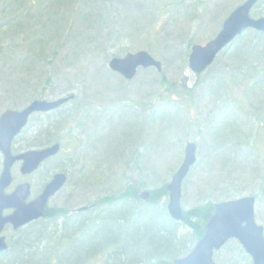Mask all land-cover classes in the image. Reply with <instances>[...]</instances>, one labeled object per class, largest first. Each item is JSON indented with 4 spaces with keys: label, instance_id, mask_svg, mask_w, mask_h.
Here are the masks:
<instances>
[{
    "label": "rangeland",
    "instance_id": "374dc122",
    "mask_svg": "<svg viewBox=\"0 0 264 264\" xmlns=\"http://www.w3.org/2000/svg\"><path fill=\"white\" fill-rule=\"evenodd\" d=\"M244 1L68 0L48 19L37 5L22 13L26 3L14 26L0 16V115L74 96L63 111L75 112L72 122L58 128V157L17 178L30 185L29 198L58 170L67 182L50 199L55 210L89 205L128 186L159 191L191 142L196 161L181 185L183 212L253 197L254 220L264 232V34L244 32L199 76L187 67L190 46L211 39ZM139 51L160 61L162 73L139 71L124 82L108 69L112 57ZM39 119L45 117L31 118L28 133L14 141L13 155L33 149L30 130ZM167 203L168 194L157 206L166 210ZM232 256L219 254L216 263Z\"/></svg>",
    "mask_w": 264,
    "mask_h": 264
},
{
    "label": "trees",
    "instance_id": "16d2710c",
    "mask_svg": "<svg viewBox=\"0 0 264 264\" xmlns=\"http://www.w3.org/2000/svg\"><path fill=\"white\" fill-rule=\"evenodd\" d=\"M25 3L22 13L28 14L29 6L37 5L47 19L50 11H57L65 3L69 5L68 0H51L47 8H44V0H0V16L5 18L6 26H14L13 19L18 17L16 14ZM252 15L264 16V0L258 1ZM252 32L257 36L264 34ZM241 38L242 35L232 44ZM237 55L242 57L240 53ZM71 114L75 112L65 113L63 120L60 114L37 120L39 124L30 130L36 132L35 140L29 146L40 148L57 140L58 128L61 124L66 128L71 124L72 119H68ZM26 133L24 130L19 137ZM138 188H121L92 203L94 208L87 212L46 209L43 219L18 232L8 251L0 255V264H172L185 256L203 236L214 204L185 211L184 220L177 222L168 216L164 207L157 206L159 198L167 194L165 187L151 191L146 201L139 199ZM224 252L233 254L228 264H251L234 240L214 256L217 258Z\"/></svg>",
    "mask_w": 264,
    "mask_h": 264
},
{
    "label": "water",
    "instance_id": "95a60500",
    "mask_svg": "<svg viewBox=\"0 0 264 264\" xmlns=\"http://www.w3.org/2000/svg\"><path fill=\"white\" fill-rule=\"evenodd\" d=\"M258 0H245L235 8L223 21L217 35L205 45H193L188 55V68L194 74H200L211 65L217 54L245 30L253 29L264 32V17L252 18L250 12ZM154 68L161 72V63L153 59L147 52L139 51L126 54L123 58H112L108 68L124 79L131 80L137 68ZM68 98L52 102L33 101L21 111L7 110L0 116V153L3 157L0 173V233L6 224L17 229L42 217L49 199L65 184L63 173L55 174L46 184L42 192L32 201L26 203L30 194L28 184L18 185L10 194H5L12 181L11 167L21 161L20 173L29 175L34 172L41 162L54 156L58 145L28 151L18 156H12L10 147L12 140L20 133L27 123L29 116L36 112H47L65 103ZM196 160V145L188 142L184 146L183 160L166 186L168 193L167 213L174 221H183L184 216L180 205L181 185L190 168ZM141 200L149 199V193L139 194ZM254 198L243 197L236 200L220 202L214 205L213 214L208 220L205 232L191 251L172 264H215L213 253L218 251L227 241L236 240L251 259L252 264H264V235L263 228L254 220ZM14 209L13 214L3 217L4 210ZM79 208L77 212L86 210ZM6 249L3 237H0V253Z\"/></svg>",
    "mask_w": 264,
    "mask_h": 264
},
{
    "label": "flooded vegetation",
    "instance_id": "af4514ba",
    "mask_svg": "<svg viewBox=\"0 0 264 264\" xmlns=\"http://www.w3.org/2000/svg\"><path fill=\"white\" fill-rule=\"evenodd\" d=\"M72 98H73V99H72V101H73V100H74V96H72ZM72 101H71V102H72ZM60 109L63 110V107H61ZM61 110H60V113H62ZM53 144H58L59 147H60V145H61V144L59 143V141L56 142V143H53ZM53 144H51V145H53ZM51 145H49V147H50ZM43 148H45V147H43ZM60 148H61V147H60ZM59 154H60V150H59V152L56 153L54 156H52V157L46 159V160L40 165V167H41L44 163H46V162H48V161H52V160H54L55 158H57ZM15 164H16V163H15ZM15 164H14V165H15ZM17 164L19 165V166H18V173H19V168H20V165H21V164H20V162H17ZM61 172H63V171L58 170V171H56L54 174H52L49 178H47V180H45V181L43 182V184H42V186H41V188H40V191L37 193V195L41 193L42 189L46 186L47 183H49V182L51 181L52 177H53L55 174H60ZM63 173H65V172H63ZM18 175H19V177H18V176H17V177H14V176L12 175V176H13L12 183H11L10 187L6 190V193H9V192L11 193V192H12V191H13L18 185L23 184V182H22L21 180H20V181H17V178L24 177V176H22V175H20V174H18ZM25 177H26V176H25ZM21 182H22V183H21ZM37 195H35V197H36ZM31 200H33V198H32V199H30V198L28 199V201H31ZM26 202H27V201H26ZM47 205H48V204H47ZM87 206H88V209L85 210V211H82V212H87V211H90L91 209L94 208V206H93L92 204H89V205H87ZM48 208H50V207H49V206H46V207H45L41 219L44 218L45 211H46V209H48ZM13 212H14L13 209L4 210V211H3V216H4V217H7V216L13 214ZM79 213H80V212H79ZM35 222H37V221H35ZM35 222H30V223H28V224H26V225H23V226H21V227H18L17 229H13L12 225H10V224H6V225L4 226V228H3V230H2V233L0 234V237L2 236L3 239H4V243H5V245H6V249H5L3 252H1L0 255H3V254H5V253L8 251V249H9V245H10V242H12V240L17 236V234H18L19 231H21L22 229L28 227L29 225H31L32 223H35ZM7 236H8V237H7Z\"/></svg>",
    "mask_w": 264,
    "mask_h": 264
}]
</instances>
